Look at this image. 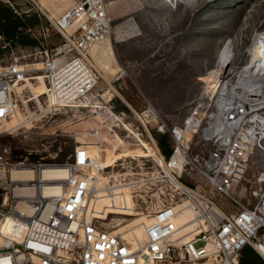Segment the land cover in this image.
Listing matches in <instances>:
<instances>
[{
    "label": "built area",
    "instance_id": "obj_1",
    "mask_svg": "<svg viewBox=\"0 0 264 264\" xmlns=\"http://www.w3.org/2000/svg\"><path fill=\"white\" fill-rule=\"evenodd\" d=\"M50 28L62 40L31 53L35 62L0 54V264H239L248 246L264 264V165L252 192L255 201L241 203L233 194L247 172L250 154L258 147L264 150V106L217 91L206 105L198 102L175 124L150 103L129 114L116 111L115 92L111 86L103 89L89 54L96 41L110 34L106 1L74 0L40 28L43 38ZM1 39L0 34V49ZM26 85L28 93L23 92ZM15 106L34 112L38 120L66 110L101 115L137 139L146 137L155 149L157 169L144 181L163 182L169 196L153 204L140 240L115 231L116 222L109 218L113 214L91 211L92 181L104 168L96 166L87 145L76 144L63 162L12 155V135L20 125L11 128L6 123ZM150 130L169 136L167 155ZM47 166L64 167L66 174L43 179L40 173ZM14 172H31L32 177ZM183 178L194 181L190 184L200 180L202 186L187 185ZM111 188L107 183L104 193ZM214 191L224 197L222 206ZM185 211L192 215V235L180 243L176 219Z\"/></svg>",
    "mask_w": 264,
    "mask_h": 264
},
{
    "label": "rangeland",
    "instance_id": "obj_2",
    "mask_svg": "<svg viewBox=\"0 0 264 264\" xmlns=\"http://www.w3.org/2000/svg\"><path fill=\"white\" fill-rule=\"evenodd\" d=\"M55 1L0 0L1 4L24 15V18H17L21 24V30L17 29V38L10 40L0 33L4 46L0 49L1 56L35 62L30 54L41 48V45L49 49L61 42L62 37L54 28H50L46 38L40 31L41 27L58 18L73 2L60 0L55 6ZM105 1L110 18L109 39L89 52L99 71L103 89L113 88L116 111L129 114L131 110H139L150 103L167 118L169 124L181 122L198 102L203 105L209 102L211 91L207 76L217 69L222 52L229 42L232 45L233 70L230 67L229 70L224 69L220 82L229 80L237 83L240 70L247 61L252 60L250 54L253 55L251 48L255 38L264 33V0ZM32 12L39 17L32 18ZM3 24L0 18V29ZM27 28L30 30L27 31ZM22 38L35 42L22 44L19 41ZM27 84L31 89L34 88L32 83ZM28 91L26 85L23 92ZM260 111H264V108ZM34 114L19 108L6 123L10 127L22 125L12 135V155L27 156L28 160L43 157L63 162L69 159L76 144L87 145L96 164L111 163V166L104 168V177L110 176L112 181L117 179V184L133 182L134 185L130 189L125 188L121 195L128 215L116 214L109 218L116 222L114 230L124 233L126 239L128 233L136 239L142 238L153 204L169 196V189L163 182L144 181L155 176L157 158L154 155L143 156L141 150L132 146V140L139 141L133 134L122 125L114 127L112 121L111 124L99 116L91 117L83 111L66 110L38 120ZM21 120L25 123L22 124ZM150 131L158 147L159 138L165 135L170 149L167 134L158 135ZM140 137L147 141L146 137ZM261 146L264 148V141H261ZM108 157L111 158L108 163L102 162V158L106 160ZM263 165L264 150L258 147L250 154L247 172L233 191L241 203L255 201L252 192L257 187L256 177ZM183 179L187 185L202 186L200 180L190 184L193 180ZM213 196L222 206L224 197H220L216 191ZM106 202L111 203V207L115 204L113 199H107ZM191 220L189 211L176 219L179 227L177 234L186 236L182 239H189L192 235ZM250 249L256 254L249 246L244 250ZM195 264L219 263L201 260Z\"/></svg>",
    "mask_w": 264,
    "mask_h": 264
},
{
    "label": "bare ground",
    "instance_id": "obj_3",
    "mask_svg": "<svg viewBox=\"0 0 264 264\" xmlns=\"http://www.w3.org/2000/svg\"><path fill=\"white\" fill-rule=\"evenodd\" d=\"M109 39V35L104 37L103 39L96 41L90 48V51L98 44L104 43ZM254 45L251 48V51L253 52L252 60L247 61L244 64L243 70H240V78L237 83H231L229 80L222 83L220 82V77H222L221 74H223L224 69L227 67H230V70L232 71V45L231 42H229L225 49L222 52V55L220 57V61L218 63L217 69L213 72L209 73L207 76V83L208 87L211 92L218 93L223 92L227 93L228 96H231V98L235 100H244L249 101L252 106L258 107L259 105L264 106V33L260 34L255 38ZM250 53V52H249ZM232 68V69H231ZM237 68V67H236ZM239 71V70H238ZM237 72V71H236ZM248 88L247 90L244 88ZM207 88V87H206ZM21 89V88H19ZM18 89V90H19ZM239 90V91H238ZM15 110L17 111V108L15 106ZM221 109L218 111L220 113ZM15 112V111H14ZM104 121L108 122V120H105L101 115H99ZM261 121H264L260 118ZM24 124L25 121L21 120ZM264 123V122H263ZM263 123L260 122V126L263 127ZM18 124H14L11 128H15ZM20 125V124H19ZM22 126V125H20ZM264 136V131H262L261 137ZM139 141H133L132 140V146H136L139 150L143 152V156H156V153L151 148V146L141 139H138ZM142 156V155H139ZM98 168H107L111 166V163L109 165L105 164H96ZM104 170V169H103ZM66 174V169L64 167H53V166H47L42 170L40 173L41 178H60L63 175ZM14 176H24L26 178H31L32 173L31 172H14ZM96 178L92 181V187H93V193L95 197L92 198L90 202V208L91 211L94 212H100V213H110L113 215L116 214H127L128 212L124 209V203L121 198V195L123 193V190L125 188L130 189L134 184L131 183H116L117 179L114 178V181L111 182V177H104V173H98L96 174ZM147 182V181H146ZM111 185V193H104V188H106V184ZM28 193H32V191H29ZM107 199H113L115 201V204L111 207V203L107 204ZM88 203V202H87ZM86 203V206H87ZM93 209V210H92ZM124 209V210H123ZM193 227V225H192ZM191 227V230H192ZM177 233H179L177 231ZM123 237L126 239L123 233ZM177 241L180 243H187L189 239H182L186 236H183V234L179 235L176 234ZM141 238L138 237L137 240H140ZM187 240V241H186ZM210 262V261H209Z\"/></svg>",
    "mask_w": 264,
    "mask_h": 264
},
{
    "label": "trees",
    "instance_id": "obj_4",
    "mask_svg": "<svg viewBox=\"0 0 264 264\" xmlns=\"http://www.w3.org/2000/svg\"><path fill=\"white\" fill-rule=\"evenodd\" d=\"M0 18L3 20V28L0 29V33L4 35L7 39L14 40L18 37V30H21V24H19V21L17 18H24V15L17 14L13 11V9L8 5H3L0 3ZM29 18V17H27ZM34 18V17H32ZM22 44H33L34 40H27L25 38H22L19 40ZM159 147L165 153L166 155L169 152V148L167 145V139L166 136L163 135L159 138ZM101 159V158H100ZM110 157H108L106 160L102 158V162H109ZM245 249V248H244ZM240 254L239 258V264H263L260 257H258L256 254L253 253V251L250 250H244ZM250 251V252H249Z\"/></svg>",
    "mask_w": 264,
    "mask_h": 264
},
{
    "label": "crops",
    "instance_id": "obj_5",
    "mask_svg": "<svg viewBox=\"0 0 264 264\" xmlns=\"http://www.w3.org/2000/svg\"><path fill=\"white\" fill-rule=\"evenodd\" d=\"M58 1H60V0H56V1H55V2H56V4H54L55 6L58 5ZM73 1H74V0H73ZM17 14H18V13H17ZM26 15H28V14H26ZM32 15H33L34 18L39 17L38 14H37V13H34V12H32Z\"/></svg>",
    "mask_w": 264,
    "mask_h": 264
}]
</instances>
